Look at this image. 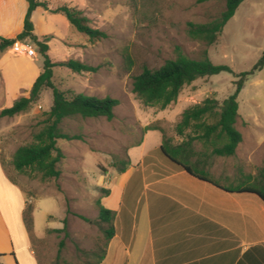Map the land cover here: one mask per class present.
Masks as SVG:
<instances>
[{"label":"rangeland","instance_id":"1","mask_svg":"<svg viewBox=\"0 0 264 264\" xmlns=\"http://www.w3.org/2000/svg\"><path fill=\"white\" fill-rule=\"evenodd\" d=\"M49 2L79 11L88 18L91 27L107 35L100 41H92L76 31L64 15L48 14L50 26L55 27L57 35H51L49 41L51 59L54 62L75 59L97 68L95 72L75 73L57 66L52 79L55 87L69 99L84 94L111 97L119 104L112 121L104 117L64 121V131L79 138L58 141L64 154L59 165L61 176L49 180H42L30 171L18 172L13 157L18 148L31 144L34 134L43 128L45 115L53 104L52 89L42 88L38 100L28 110L14 117L0 116V209L9 218L10 213H18L26 206L25 216H33L38 232L46 229L48 214L67 215L63 232L67 234L65 239L73 241L78 255L67 244L63 248L64 257L74 260L77 255L82 264L90 251L96 249L100 253L105 244L101 223L96 222L98 203L108 196L109 188L112 195L105 204L113 207L118 202L120 179L116 182L114 179L121 175L120 169L125 163L130 161L134 169L125 198L130 201L146 198L150 191L144 188L140 162L144 159V165L149 167L165 165L160 145L165 140L172 145L179 136L177 125L183 112L207 98L217 99L222 104L235 91V74L251 70L258 62L264 52V0L244 1L224 28L219 43L211 46L191 39L188 23H207L217 18L225 9L224 0ZM35 23L40 33L41 26L46 24L40 18ZM28 43L36 52L33 58L15 54L12 47L6 52L8 56L0 60L4 69V74H0V112L20 98L28 97L39 76L36 70L40 68L39 74L43 71V56L32 41ZM177 47L192 59H200L207 50L214 64L227 65L234 73L222 72L196 80L185 86L177 102L165 110L144 105L132 91L134 77L144 66L158 69L174 59ZM20 57L25 60L18 64L14 59ZM34 75H37L35 80L28 83ZM238 103L239 128L247 144L241 148L237 161L243 165L242 160L248 159L245 151L250 152L251 160L244 166L255 172L251 175L258 186L264 184L258 171L264 166V138H259L264 137V69L249 77ZM149 128L156 130L149 131ZM148 156L149 163L145 161ZM90 219L94 221L88 229ZM51 223L58 225L57 221ZM75 234L86 236L82 239L86 242H77ZM61 237L49 234L43 241L47 255L44 264H60L57 255ZM90 239H99L98 247L89 246Z\"/></svg>","mask_w":264,"mask_h":264},{"label":"crops","instance_id":"2","mask_svg":"<svg viewBox=\"0 0 264 264\" xmlns=\"http://www.w3.org/2000/svg\"><path fill=\"white\" fill-rule=\"evenodd\" d=\"M28 6L27 0H0V37L13 39L23 31ZM48 14L41 8L32 14L34 33L38 37L57 36L55 27L50 26ZM37 18L46 24L41 26L40 33L35 23ZM14 60L22 63L25 59ZM2 67L0 63L4 74ZM36 72L39 75L40 68ZM37 75L28 83H32ZM236 128L242 133L243 140L231 157L214 154L209 143H186L182 136L176 138L172 147L187 149L188 152H181L180 158L223 187L254 184L251 174L255 172L244 166L251 160L250 152L245 151L248 159L242 160L243 165L237 161L241 148L247 144L246 136L239 128V119ZM140 163L144 188L150 195L131 201L125 198L134 175L131 166L114 179V182L120 179L117 188L121 196L113 207L105 204L112 195V190L106 187L109 194L101 199V204L116 213L114 236L100 253L96 249L90 251L82 264H264V202L258 195L225 191L175 165L149 167L144 165V159ZM25 210L26 206L7 218L0 209V255H3L0 264H44L47 255L42 243L49 234L62 235L60 243L63 246L57 255L60 264H80L73 241L65 239L67 234L63 232L67 215L48 214L46 229L38 232L33 224L31 233L26 225ZM52 221H57L58 225L53 226ZM93 221L90 219L86 228L90 229ZM96 222L101 223L103 230L106 228L98 214ZM84 237L75 234L77 242H86L82 240ZM99 241L90 239L87 244L98 247ZM67 244L77 254L74 260L64 257L63 248Z\"/></svg>","mask_w":264,"mask_h":264},{"label":"trees","instance_id":"3","mask_svg":"<svg viewBox=\"0 0 264 264\" xmlns=\"http://www.w3.org/2000/svg\"><path fill=\"white\" fill-rule=\"evenodd\" d=\"M27 1L29 6L24 20L23 31L13 39L0 37V60L16 42H28L30 40L37 46L39 54L43 56V71L33 83L30 95L20 98L11 107L3 109L0 112V116L14 117L28 110L38 100L42 88L47 87L52 89L53 104L50 111L45 115L43 128L34 134L31 144L18 148L13 157V165L20 173L30 171L42 180L57 179L61 176L59 165L64 158V154L58 146V141L79 138L64 131L62 127L64 121L77 117L83 119L104 117L108 121H112L115 117L114 111L119 101L111 97L98 98L84 94H79L69 99L55 87L52 79L54 74L53 69L57 66L66 67L75 73L95 72L97 68L75 59L54 62L49 56V41L52 36L38 37L34 33L35 28L32 14L38 8L50 14H62L76 31L92 41H100L107 35L105 32L91 27L88 18L82 16L79 11L73 8L64 5H52L49 0ZM224 1L225 9L217 18L207 23H188V35L191 39L205 42L209 46L219 43L227 23L235 16L240 5L246 0ZM176 50V57L174 59L166 61L158 69L144 66L141 73L134 77L132 91L144 105L165 110L177 102L185 86L191 85L196 80L218 75L222 72L234 73L227 65L214 64L210 60L207 50L203 52V56L200 59H192L186 56L180 47H177ZM263 69L264 52L251 70L235 74L237 77L235 91L222 104L217 99L207 98L202 103L187 108L177 125L178 135L184 137L186 143L193 141L209 143L212 145L213 153L218 156H234L239 144L243 140L242 133L236 128V122L240 116L238 96L249 77ZM148 130L152 131L156 129L149 128ZM167 142V140L163 141L159 149L164 156L165 165H175L180 170H185L190 175L228 192L254 193L264 202V185L257 184L258 186H256V184H248L231 188L223 187L217 181L212 180L208 174L196 169L187 161L180 158L181 152H188L187 149L183 147L174 149ZM145 161L149 163L150 157H146ZM129 166H131L130 161L125 163L124 167L120 169V173L126 172ZM259 176L263 181L264 166L259 170ZM98 205L99 220L106 224L103 233L106 241L105 244L107 245L114 236L116 213L105 208L101 204V200H99ZM25 221L28 230L31 232L33 229V216L29 218L25 216ZM60 246L62 247L63 244L60 243Z\"/></svg>","mask_w":264,"mask_h":264},{"label":"built area","instance_id":"4","mask_svg":"<svg viewBox=\"0 0 264 264\" xmlns=\"http://www.w3.org/2000/svg\"><path fill=\"white\" fill-rule=\"evenodd\" d=\"M13 52L27 58H33L36 55L34 48L25 41H18L13 45Z\"/></svg>","mask_w":264,"mask_h":264}]
</instances>
